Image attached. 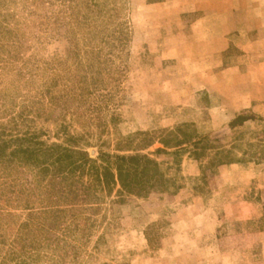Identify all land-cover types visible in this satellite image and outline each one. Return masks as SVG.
Returning <instances> with one entry per match:
<instances>
[{"label": "rangeland", "instance_id": "1", "mask_svg": "<svg viewBox=\"0 0 264 264\" xmlns=\"http://www.w3.org/2000/svg\"><path fill=\"white\" fill-rule=\"evenodd\" d=\"M231 8L228 0H0L2 137L28 134L92 159L141 149L182 177L178 189L143 197L117 186L90 212L94 225L69 234L62 220L47 228L52 215L22 227L26 207L44 198L22 196L31 171L1 166L0 264H264V118L248 112L241 116L253 125L232 127L240 115L229 122L232 110L213 97L223 86L208 85L221 60H212L222 54L217 36L240 16ZM178 127L213 149L200 161L181 153L178 168L172 149L156 153ZM218 159L240 161L246 175L209 167ZM63 237L78 250L56 241Z\"/></svg>", "mask_w": 264, "mask_h": 264}, {"label": "trees", "instance_id": "2", "mask_svg": "<svg viewBox=\"0 0 264 264\" xmlns=\"http://www.w3.org/2000/svg\"><path fill=\"white\" fill-rule=\"evenodd\" d=\"M248 119L240 115L231 126L241 125ZM165 133L158 141L162 148H158L156 153H168L167 150L172 149L171 154L175 157L173 160L178 168L181 165V153L191 150L190 156L200 161L206 152L213 149L209 146L207 137H195L197 134L194 131L186 132L184 127ZM4 136L6 135H0V168L3 166L9 172L14 169L16 172L31 171L32 178H28L27 182L28 194L22 196L34 202L41 196L44 198L43 204L38 208L33 205L26 207L30 219L22 227H30L34 221L32 217L52 215L54 221L47 228L51 229V226L62 220L60 226L63 231L71 234L80 231L81 226L94 225L90 212L95 211L104 197H111L117 186L119 194L143 197L152 191L171 192L174 188L178 189L177 183L182 179L170 177L161 162L148 154L140 153L141 149L135 154L103 153L99 158L92 159L85 150L55 143L48 145L28 134L6 136L8 139H4ZM152 144H147L143 149ZM217 150V154L224 153H220L222 149ZM234 162L236 160L218 159L212 161L209 167L216 168ZM205 167L207 166L203 165L202 170ZM209 167L207 168L210 169ZM3 188L4 186L0 189ZM37 190L41 195L36 194ZM100 191L104 192L103 197L97 195ZM3 196L0 193V200L4 201ZM57 240L65 248L71 247L75 252L78 250V245L69 243L65 237Z\"/></svg>", "mask_w": 264, "mask_h": 264}, {"label": "crops", "instance_id": "3", "mask_svg": "<svg viewBox=\"0 0 264 264\" xmlns=\"http://www.w3.org/2000/svg\"><path fill=\"white\" fill-rule=\"evenodd\" d=\"M228 3L233 7L230 10L235 9L232 17L240 16L232 22L228 32L217 36L218 44H223L222 54L214 52L212 60L215 57L221 60L218 65L212 67L214 70L208 85L213 88L223 86L222 92L220 89H213L212 96H216V91L218 97L223 96L220 99L229 107L226 111L232 110V113H228L229 122L236 116L248 112H251L255 119L264 118V0H228ZM234 38H237L236 42ZM215 67L221 69L215 70ZM254 123L255 120H247L237 129L247 130ZM244 167V164L238 161L223 164L218 167V171H239L246 175ZM192 226H195L194 223ZM174 230L180 229L174 225L173 233H176ZM261 230L260 235H264V231ZM172 235L175 234H170Z\"/></svg>", "mask_w": 264, "mask_h": 264}]
</instances>
